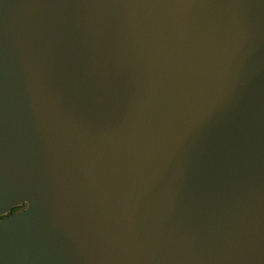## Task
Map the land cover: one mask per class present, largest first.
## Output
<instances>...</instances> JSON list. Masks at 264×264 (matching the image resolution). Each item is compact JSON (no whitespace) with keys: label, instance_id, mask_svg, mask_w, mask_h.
<instances>
[{"label":"water","instance_id":"water-1","mask_svg":"<svg viewBox=\"0 0 264 264\" xmlns=\"http://www.w3.org/2000/svg\"><path fill=\"white\" fill-rule=\"evenodd\" d=\"M1 215L0 264H264V0H0Z\"/></svg>","mask_w":264,"mask_h":264},{"label":"rangeland","instance_id":"rangeland-1","mask_svg":"<svg viewBox=\"0 0 264 264\" xmlns=\"http://www.w3.org/2000/svg\"><path fill=\"white\" fill-rule=\"evenodd\" d=\"M13 208H16L15 212L26 210L28 208V202L27 201H22L20 204L12 206L8 213L13 212ZM1 216H3V215H1Z\"/></svg>","mask_w":264,"mask_h":264},{"label":"trees","instance_id":"trees-1","mask_svg":"<svg viewBox=\"0 0 264 264\" xmlns=\"http://www.w3.org/2000/svg\"><path fill=\"white\" fill-rule=\"evenodd\" d=\"M13 211H16V208H13ZM2 216H0V219H1Z\"/></svg>","mask_w":264,"mask_h":264}]
</instances>
